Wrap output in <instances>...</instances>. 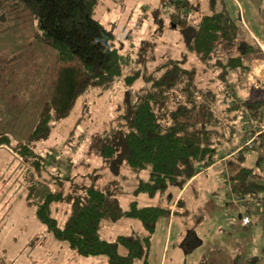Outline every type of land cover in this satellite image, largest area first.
<instances>
[{"label": "trees", "instance_id": "trees-1", "mask_svg": "<svg viewBox=\"0 0 264 264\" xmlns=\"http://www.w3.org/2000/svg\"><path fill=\"white\" fill-rule=\"evenodd\" d=\"M172 1L174 8L185 10L184 15H175L188 40L187 57L168 59L158 67L161 72H153L144 86L139 85L133 103L129 95L119 102L114 107L111 132L94 137L92 147L112 170L125 163L120 173L124 180L131 177L128 173H136V191L149 195L164 192L170 185L183 189L221 160L219 151L229 147L225 161L234 159L235 167L226 174V182L235 192L236 202L264 201V154L257 157V169L247 163L246 154L248 148L264 147V85L259 81L254 86L263 90L262 95L250 91L241 96L251 86L247 77L254 60L264 58L261 42L244 29L222 0H209L207 13L194 0ZM7 2L0 0V7ZM99 2L15 0L14 10L32 13L35 40L55 48L60 66L53 95L44 104L29 140L11 144V135L0 132V147L9 146L36 170L46 166L49 157L38 153L34 143L47 138L53 124L67 117L89 88L103 93L115 85L125 68L112 31L94 14ZM190 54L198 56L201 68L188 60ZM138 76L130 74L128 83L133 85ZM242 130L248 131V137L232 145ZM248 139L252 141L247 143ZM141 173H146V178ZM35 186L27 198L36 205L37 217L79 255L103 254L108 264H150L157 220L169 209L137 201L125 209L109 183L102 182L51 191L41 202H34L30 198ZM244 215L252 216L243 211L240 222ZM127 218L138 221L142 228L120 234L115 240L102 237L105 225ZM255 221L241 223L247 227Z\"/></svg>", "mask_w": 264, "mask_h": 264}, {"label": "rangeland", "instance_id": "rangeland-1", "mask_svg": "<svg viewBox=\"0 0 264 264\" xmlns=\"http://www.w3.org/2000/svg\"><path fill=\"white\" fill-rule=\"evenodd\" d=\"M99 1L94 14L112 31L125 68L112 88L100 94L98 88H89L69 115L53 124L49 136L34 143L38 153L49 157L40 170L9 146L0 147V264H108L105 255L81 256L57 239L27 198L32 185L36 188L30 200L41 202L48 192L95 182L109 183L125 209L131 201L169 209L157 220L150 264H264V201L236 202L226 182V174L235 167L234 159L225 161L229 147L219 151L220 161L183 189L170 185L155 195L137 192L136 173H128L131 177L124 180L120 173L125 163L112 170L92 147L94 137L111 132L114 107L127 95L133 103L139 85L144 86L153 72H161L158 67L168 59L185 60L188 42L175 15H184L185 10L174 8L172 0ZM222 1L245 30L261 40L264 49V0ZM194 2L203 13L209 12V0ZM14 4L15 0H8L0 7V132L11 135V144L29 140L44 104L53 95L60 70L55 48L35 40L32 13L14 10ZM188 60L201 68L196 54ZM255 62L258 80L264 79V59ZM136 73L137 81L131 85L127 77ZM255 87L250 86L251 93L262 95L263 90ZM242 120L244 124L245 117ZM247 132L239 131L232 145L242 143ZM246 152L247 163L257 169V157L264 154V147L256 145ZM243 211L253 218L261 214L262 222L244 227L240 222ZM137 223L132 218L121 219L105 225L101 235L114 240L132 233Z\"/></svg>", "mask_w": 264, "mask_h": 264}, {"label": "crops", "instance_id": "crops-1", "mask_svg": "<svg viewBox=\"0 0 264 264\" xmlns=\"http://www.w3.org/2000/svg\"><path fill=\"white\" fill-rule=\"evenodd\" d=\"M253 36H254V38H258L257 36L255 37V34H252ZM263 40H264V36H263V38H262ZM258 41H261L260 39H257ZM260 46L262 47V43L260 44ZM263 52H264V50H263ZM262 58V57H261ZM264 58H262V59H256V60H254V63H253V69H254V67H255V65H256V62L255 61H259V60H263ZM253 69H252V71H253ZM253 78H255V79H257L258 80V76H257V74H251V72L248 74V77H247V79H248V81H249V83L251 84V86H253L254 87V85H257V83H253L252 82V79ZM259 81H260V84H262V85H264V79H262V78H260L259 79ZM258 82V81H257ZM249 92H250V89L249 88H246V89H244L243 91H242V94H241V96H246L247 94H249ZM223 158V160H225V158H224V156L222 157ZM220 161V160H219ZM261 215V214H260ZM261 217V216H260ZM255 222H257V223H260V222H262V217H261V219L260 220H258V221H255ZM108 224H110V223H108ZM111 224H113V223H111ZM137 228L138 229H140V228H142L141 227V223H137ZM136 226H135V228L134 229H136ZM133 229V230H134ZM133 230H132V232H133ZM131 234V233H130ZM115 240V239H114ZM64 244H66L72 251H73V249L66 243V242H64ZM75 251V250H74ZM76 252V251H75ZM101 255H103V254H101ZM96 256V255H95ZM106 256V255H105ZM87 257V256H86ZM107 257V256H106ZM108 259V258H107Z\"/></svg>", "mask_w": 264, "mask_h": 264}, {"label": "built area", "instance_id": "built-area-1", "mask_svg": "<svg viewBox=\"0 0 264 264\" xmlns=\"http://www.w3.org/2000/svg\"><path fill=\"white\" fill-rule=\"evenodd\" d=\"M263 47V46H262ZM264 50V49H263ZM257 66V64L255 65V67ZM262 66V65H261ZM260 66V67H261ZM255 67H254V69H253V71H251V74H257L256 72H255ZM258 76V75H257ZM259 82V80H257V79H255V78H253L252 79V82L253 83H257V85H255V86H258V82ZM252 141V139H248L247 140V143H250ZM261 171H262V173L264 174V164H263V167H262V169H261ZM253 220V217L252 216H249V215H244L242 218H241V222L243 223V224H249L251 221ZM258 220H260L258 217L256 218V221H258Z\"/></svg>", "mask_w": 264, "mask_h": 264}]
</instances>
